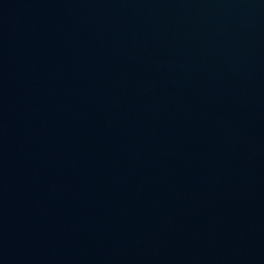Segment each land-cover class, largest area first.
I'll return each mask as SVG.
<instances>
[{
	"label": "water",
	"instance_id": "1",
	"mask_svg": "<svg viewBox=\"0 0 264 264\" xmlns=\"http://www.w3.org/2000/svg\"><path fill=\"white\" fill-rule=\"evenodd\" d=\"M0 264H264V0H0Z\"/></svg>",
	"mask_w": 264,
	"mask_h": 264
}]
</instances>
